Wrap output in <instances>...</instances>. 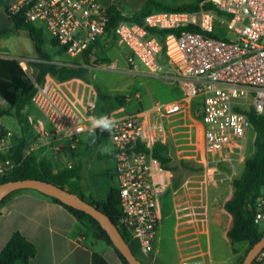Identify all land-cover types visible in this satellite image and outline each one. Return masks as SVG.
<instances>
[{
    "label": "built area",
    "instance_id": "2783aa9c",
    "mask_svg": "<svg viewBox=\"0 0 264 264\" xmlns=\"http://www.w3.org/2000/svg\"><path fill=\"white\" fill-rule=\"evenodd\" d=\"M207 3L214 10L156 11L142 24L121 21L112 29L117 42L131 52L130 73L141 69L152 76L164 73L179 84L181 96L169 102L151 100L134 113L106 114L118 121L110 133L91 127L97 102L90 94L77 99L66 82L52 77L43 84L33 81L31 102L51 125V141L83 134L112 139L120 195L116 227L145 257L154 253L161 203L173 178V172L154 156L155 146L170 149L172 143L178 148L177 142L185 141L188 149L183 158L200 168L202 192L231 188L241 176L239 167L246 163L252 130L248 113L264 115V0ZM21 9L27 23L46 30L72 58L82 60L108 35V8L99 0H24L13 12ZM13 147V132L0 122V183L22 163L13 160ZM253 211L254 224L264 229V187ZM257 261H264V248Z\"/></svg>",
    "mask_w": 264,
    "mask_h": 264
},
{
    "label": "rangeland",
    "instance_id": "374dc122",
    "mask_svg": "<svg viewBox=\"0 0 264 264\" xmlns=\"http://www.w3.org/2000/svg\"><path fill=\"white\" fill-rule=\"evenodd\" d=\"M115 1L124 12L125 17L132 16L140 3V0ZM156 1L174 8L182 6L203 7L207 4V0ZM229 38L232 39L231 36ZM43 54L38 55L41 62L47 57L51 61L55 60L53 63L58 65L88 69L87 79L79 80L80 86L86 89V93L87 95L90 94L91 99L99 103L102 114L115 112L120 108H124L125 113L135 112L138 108L137 103L144 102L148 97V90L154 82L171 81L164 77V73L159 76L129 73L130 66L127 58L131 52L126 46H120L112 34H108L99 43L88 65H85L79 58L66 55L61 50L51 51L45 45L43 46ZM20 63L28 79L31 82L36 81L37 71L32 65L35 62L22 59ZM163 65L168 68V73H170V66L164 61ZM136 95H139V99H136ZM117 97L120 98L119 101L116 99ZM171 99L173 97L161 100L170 101ZM2 121L6 126L13 129L18 136H24L25 139L37 135L36 130L39 121L46 125L49 134L52 131L51 125L44 115L31 101L21 117L5 116ZM42 133L40 131L36 138L42 136ZM49 138L52 140L50 136ZM77 138L70 139L71 142L64 138L56 140L52 145L51 155H54V149H59L57 153L66 158V164L76 162L71 166L79 168L81 171L80 179L74 181L73 184L68 182L65 189L77 196L80 194L75 191L80 190L86 201L99 204L106 198L111 187H118L117 179L113 173L115 168V161L112 158L114 144L111 138H104L99 147L89 149L86 147V134H83L79 139L82 146L75 143ZM254 139L255 132L252 129L246 146V161L253 158L255 154ZM22 140L17 139L16 143ZM72 144H75L77 148L74 149ZM169 145L170 149L167 156L170 157L171 162L168 167L173 169V178L168 195L178 191L176 201L172 204L169 202L161 204V224L155 241L154 253L148 257L139 254L138 259L144 264H180L184 260H188L191 264H204V262L206 264H242L247 255L243 252L245 244L236 243L232 245L230 243L227 232L231 228V222L224 210V205L231 197L234 187L212 188L204 194L200 189V168L196 162L183 158L187 155L183 152L188 149L184 146L185 141L177 142L178 148L172 146V143ZM103 147L110 148L111 154H102L101 148ZM72 153L75 154V158L72 157ZM182 162H186L190 167H184ZM54 166L56 172L68 168L59 165L58 162H54ZM244 168L245 164L239 167L240 174L243 173ZM173 228L174 230L176 228L178 233L179 246L174 239ZM87 236L90 244L100 241L89 229H87ZM210 248L211 254L209 255ZM239 253L240 255H238ZM181 255H183L182 261Z\"/></svg>",
    "mask_w": 264,
    "mask_h": 264
},
{
    "label": "trees",
    "instance_id": "16d2710c",
    "mask_svg": "<svg viewBox=\"0 0 264 264\" xmlns=\"http://www.w3.org/2000/svg\"><path fill=\"white\" fill-rule=\"evenodd\" d=\"M0 6L12 21V27L0 32V38L8 36L17 30H26L31 38L35 52L38 55L43 54V46L45 45L43 39L42 28L27 23L24 18V9H21L18 13H14L8 0H0ZM206 10H214L212 4L207 3L203 6ZM199 6H182V7H169L157 2L156 0H145V3L141 8L130 17H125L123 13L115 6L108 8V15L110 23L108 26V34H112V29L118 25L121 21H127L130 23L142 24L143 20L149 14L156 11L167 12H182V11H197ZM157 34L158 32L153 31ZM161 37L164 33H158ZM214 37H218L214 34ZM52 45L58 47L53 40ZM99 45L91 46L90 49L83 55L82 61L85 65H88L92 51ZM65 53L63 50H61ZM37 71L36 82L43 84L47 77H52L58 82H67L73 79L86 80L88 69L85 67L71 68L65 65H58L51 61L50 58H45L44 62L32 64ZM35 94V88L33 82H31L26 72L23 70L19 61L0 57V98L8 105V110H0V117L12 116L21 117L22 111L26 108L32 97ZM118 101L120 98H116ZM14 111V113H12ZM100 106L97 103L96 116L106 115L100 113ZM252 129L255 132L254 147L255 154L253 158H250L245 163V168L241 176L235 180L233 197L227 201L224 205V210L232 217V225L227 232V238L232 245L236 243H248V251L262 238L264 230L256 226L253 222L254 211H250V208L255 206L257 199L260 197L262 189L264 187V115L258 114L255 110H251L248 113ZM87 144L89 149L99 147L105 137H99L98 134H86ZM93 140L95 141L93 143ZM25 148L24 142L20 141L14 144L12 149L13 160L19 162L21 165L9 176L4 177L2 182H12L21 180H40L54 184L61 188H66V184L74 179H80L81 171L79 168L71 167L64 168L55 172L54 166L47 160H42L36 163L34 159L29 156H24L23 151ZM168 147L157 144L154 148V156L159 159L162 164L168 167L171 162L168 154ZM182 165L189 168L190 165L186 162H182ZM169 168V167H168ZM172 172L173 169L169 168ZM72 193L70 190H68ZM13 195L10 194L3 201L0 202V207ZM80 198L85 200V197L80 194ZM55 203L63 206L69 213H71L86 229L94 232L97 240L103 241L108 246L112 247L122 264H128L126 259L119 253L114 247L112 241L104 231L100 224L89 214L76 210L63 204L61 201L49 197ZM86 201V200H85ZM94 205L98 210L103 212L116 226L120 217V195L118 188L111 187L106 195V198L99 204L86 201ZM127 242L132 253L138 258L140 251L136 243H130L128 238L123 236ZM37 249L29 242L21 233L15 232L6 244L2 252L0 253V264H30V261L35 258ZM256 261L253 263L255 264ZM92 264H106V261L97 254L93 255ZM144 264V263H142Z\"/></svg>",
    "mask_w": 264,
    "mask_h": 264
},
{
    "label": "crops",
    "instance_id": "0c3cea01",
    "mask_svg": "<svg viewBox=\"0 0 264 264\" xmlns=\"http://www.w3.org/2000/svg\"><path fill=\"white\" fill-rule=\"evenodd\" d=\"M23 1L24 0H8L12 9L20 6ZM99 1L107 8L115 6L124 14L115 0ZM139 2L140 3L135 12L141 8L145 0H140ZM11 27V19L0 6V32ZM43 39L45 46H48L49 50L54 52L60 50L58 47L52 46L53 39L46 32V30H43ZM104 39L105 37L102 38L100 42ZM0 57L14 59L19 62L22 59L35 63L41 62V59L35 52L34 44L29 37L28 32L21 29L8 36L0 38ZM54 61L55 60H52V62ZM134 75L152 76L142 69L140 73ZM65 84L67 87H70L69 90L71 95L75 98L80 99L82 96L87 97L86 89L80 86L79 80L73 79ZM180 96L181 92L179 84L173 83L172 81H156L150 86L148 90V97L144 100V102L137 103L138 108L136 111L140 109V107L148 105L151 100L156 102H169L162 101L161 99L173 97L170 101H174ZM136 99H139V95H136ZM8 109V105L3 100H0V110ZM24 112L25 109L22 111L21 116ZM12 113H14V111H12ZM111 113L123 115L125 114V111L124 108H120ZM2 118L0 120L2 127L10 130L14 134V144L17 139H23L22 142L25 144L23 154L25 157L29 156L34 159L36 163H39L42 160H47L51 162L53 166L54 162H58L59 165H63L65 167L67 166L68 168L73 167L71 165L76 163L70 162L66 164V158L57 153L59 149H54V155H51L52 145L55 141L53 142L50 140V134L47 131L46 125L42 121H39L36 130L37 135L40 131H42V136L36 138V135L34 137H30L29 139H25L24 136H18L13 129L6 126L3 123ZM78 137L79 138L75 140V143L80 142L79 139L82 135ZM69 141L71 142L70 139ZM80 145L82 146V144ZM72 146L74 149L77 148L75 144H72ZM72 157L75 158L74 153H72ZM74 181H76V179L70 181L69 183L73 184ZM75 192L82 194L80 190H76ZM168 193L169 192H167L163 198L162 203H175L178 191H174L169 195ZM233 194L234 191H232L231 197L227 201L233 197ZM228 216L232 225V217L229 214ZM15 232L21 233L29 242L34 244L37 249V254L35 258L30 261V264H92L94 254L100 255L106 261V264H122L112 247L106 245L102 241L90 244L88 241L87 229L81 225V223L63 206L55 203L51 200V198H49V196H46L36 190L26 189L16 191L0 207V253ZM173 232L175 235L174 239L177 241L176 244L179 246L176 228L175 230L173 228ZM241 244H245L243 252L246 253L249 248V244L245 242H242ZM208 254H211V248L208 251ZM238 255H240V253ZM180 257L182 261L183 255ZM204 264H206V262H204ZM255 264H264V261H257Z\"/></svg>",
    "mask_w": 264,
    "mask_h": 264
},
{
    "label": "water",
    "instance_id": "95a60500",
    "mask_svg": "<svg viewBox=\"0 0 264 264\" xmlns=\"http://www.w3.org/2000/svg\"><path fill=\"white\" fill-rule=\"evenodd\" d=\"M32 189L40 193L55 198L63 204L72 207L76 210L83 211L92 216L106 231L114 247L126 259L128 264H142V262L132 253L126 241L118 231L114 223L94 205L86 202L79 196L70 193L65 188L58 187L54 184L40 180H21L6 182L0 185V202L10 194L20 191ZM253 211V208H250ZM264 248V234L262 238L248 251L242 264H253Z\"/></svg>",
    "mask_w": 264,
    "mask_h": 264
},
{
    "label": "clouds",
    "instance_id": "9594fccd",
    "mask_svg": "<svg viewBox=\"0 0 264 264\" xmlns=\"http://www.w3.org/2000/svg\"><path fill=\"white\" fill-rule=\"evenodd\" d=\"M91 127L93 129H99L101 131L111 132L117 125L118 121L114 118L109 117L108 115H100L99 117H91L90 118ZM83 129H77V131H82ZM95 141L93 140V143ZM102 154H111V149L108 147L101 148Z\"/></svg>",
    "mask_w": 264,
    "mask_h": 264
}]
</instances>
